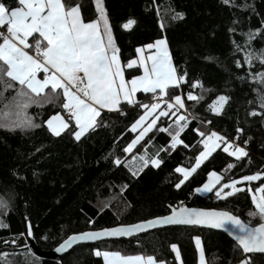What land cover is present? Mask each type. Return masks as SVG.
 <instances>
[{"label":"trees","instance_id":"trees-1","mask_svg":"<svg viewBox=\"0 0 264 264\" xmlns=\"http://www.w3.org/2000/svg\"><path fill=\"white\" fill-rule=\"evenodd\" d=\"M4 2L17 6V0ZM62 3L79 5L85 23L98 20L94 0ZM102 3L126 81L142 74L139 66L126 67L129 60L137 58L136 49L158 39L166 40L177 75L184 80L178 87L169 86L167 95L160 96L159 90L139 92L134 104L121 102L119 111L102 110L97 117L99 126L76 140L70 130L75 127L74 121L58 137L46 124L55 113L64 114L62 97L56 103H30L27 108H17L21 86L0 75V123L16 121L19 112V119H31L36 125L11 130L0 127V200L8 205L6 210L0 209L4 225L0 227V253L9 254V264H104L102 256L95 255L97 250L119 252L125 257L152 256L164 264H198L194 239L199 237L207 264H240L247 259L248 264H264V254H244L223 232L199 227L172 226L129 239L84 244L59 259L38 257L28 248L29 226L37 245L49 251L72 234L135 224L181 206L232 211L252 226L262 222L258 216L250 217L249 212L255 210L253 192L264 186V175L240 182L238 188L242 190L225 198H218L216 189L245 175L264 173V108L259 100L264 95L260 76L264 74V0H230L228 4L223 0ZM175 13H183V17L173 19ZM130 19L134 23L125 29L123 25ZM99 23L103 33V22ZM30 41L34 43L32 38ZM30 50L33 52V48ZM249 54L251 60L247 62ZM4 82L13 87L6 88ZM189 92L200 99L189 100ZM174 95L184 99L185 110L167 108V103L174 102ZM218 96L228 99L219 112H213L210 105ZM157 102L160 108L153 115L160 111L169 115L159 117L157 126L132 152L125 153L123 149L140 132L131 131V125L145 112L139 105ZM253 111L258 114L251 115ZM180 115L187 121L180 139L188 147L171 149L169 133L158 129L171 125L170 131H174ZM210 129L236 142L228 145L230 151L238 145L247 155L238 160L224 152L225 145L221 144L177 189L175 185L183 175L175 169L195 164L203 149L199 132L209 134ZM150 146L158 147L162 163L158 167L149 163L134 176L125 164ZM117 158L120 165L114 163ZM230 163L233 167L228 169ZM213 171L221 175V181L208 195H198L196 189ZM224 191L230 192L229 188ZM173 244L180 253L179 260Z\"/></svg>","mask_w":264,"mask_h":264},{"label":"snow or ice","instance_id":"snow-or-ice-1","mask_svg":"<svg viewBox=\"0 0 264 264\" xmlns=\"http://www.w3.org/2000/svg\"><path fill=\"white\" fill-rule=\"evenodd\" d=\"M223 2L228 4L230 0H223ZM94 3L96 11L99 13L98 20L85 23L81 17L80 6H67L62 3V0H17V6L6 5L4 0H0V29H6V31L0 30V75L8 77L10 81L18 82L21 86L17 91V108H27L30 103H56L60 101L61 97L63 98L60 107L66 112L68 119L66 120L60 112H57L46 121L48 130L57 137L66 129H70V124L74 121L75 127L70 130L75 139L80 140L89 130L99 126L100 122L97 117H100L102 110L119 111L122 100L128 104L136 103L134 97L140 89L145 93H155L159 90L160 96L167 95L166 89L169 86L178 87L184 80V76L177 75L172 64L166 40L158 39L154 44L150 43L144 46L149 50L155 49V52L147 57L140 56L139 64L144 69L143 75L126 81L118 56L119 49L115 45L102 0H94ZM182 17L183 13H175L173 19ZM100 21L103 22V33L100 30ZM133 23L134 21L130 19L123 27L127 29ZM30 37L34 44L29 43ZM32 48H34V55L25 51V49ZM144 48L138 47L136 52L143 53ZM250 60L251 54L246 56V61L250 62ZM261 62L264 63V58L261 59ZM136 63V60H129L126 67L132 68ZM239 64L240 62L237 61V66ZM41 72L43 79H39L37 76ZM260 76L261 82L264 83V74H260ZM4 83L6 88L13 87L12 83ZM195 86L194 84L193 87ZM45 89H49V91L46 92ZM25 97L26 99H24ZM188 99L198 100L200 98L189 92ZM227 99L226 96H218L213 105H210L211 110L219 112V108ZM171 100L174 102L167 103L168 109L178 111L184 108V102L180 95L172 96ZM259 100L261 108H264V95H261ZM217 102H219V106H217ZM139 106L143 107L145 112L131 125V131L136 132L138 128L142 130L123 149L125 153L132 152L133 148L157 126L159 117L169 115L168 111H160L158 115H153L160 108V102ZM171 114L175 116L176 112ZM250 114L257 115L258 113L253 111ZM150 116L152 117L151 121L144 126L145 120ZM17 117L16 121L0 123V127L11 130L36 126L31 119H19V112H17ZM175 123L174 131H170L171 125L158 130L169 133L171 149H175L178 145L188 147L180 139V133L187 125L186 117L177 116ZM237 131L242 130L238 129ZM199 135L202 137L200 143L203 145V151H200L196 156L195 164L191 168L177 167L175 169L176 172L183 175V178L175 185L177 189L196 172L197 168L212 155L216 148L220 147L218 141L225 144L223 151L229 156H234L239 160L247 155L245 149L238 145L230 151L228 145L231 142L216 132L209 134L199 132ZM158 155L159 153L156 154L157 157ZM132 161H138L140 165L137 170L129 169L134 176L138 175L139 171H143V168L149 163L153 167H158L162 163L158 158H149L146 154H141L138 157L133 155ZM114 163L120 165L121 160L117 158ZM125 166L127 167L128 164L126 163ZM232 167L231 163L227 165L228 169ZM261 175L264 173L245 175L241 177V180L253 181L259 179ZM208 177V182L202 188H197V192H210L221 181V175L214 171L209 172ZM237 183L238 181L231 180L222 184L220 188L216 189V196L225 198L241 191L242 189L236 187ZM226 188H230L232 191H224L223 189ZM256 192H264V186L257 188ZM252 203L255 210L250 211L249 216H258L262 221L255 227L249 226L240 217L227 211H205L181 206L178 209L172 208V214L169 216L135 225L71 235L56 250L64 251L76 241L81 240H96L103 236H131L134 232L157 224H199L224 229L234 237L245 253L253 250L264 252V195L259 197L253 195ZM7 207V202L0 200V209L6 210ZM2 226H4L3 222L0 221V227ZM27 234L32 235L30 226ZM195 240L197 249L200 251V264H206L200 238L196 237ZM12 243L15 244V241ZM171 248L176 252V259L179 260L180 253L177 246L173 244ZM8 255V253H0V264H9ZM95 255H102L105 264H157L152 256H148L146 259L141 256L125 258L121 257L119 252H101L99 250L95 252ZM160 264H164V262L160 261ZM241 264H245V262L242 261Z\"/></svg>","mask_w":264,"mask_h":264},{"label":"water","instance_id":"water-1","mask_svg":"<svg viewBox=\"0 0 264 264\" xmlns=\"http://www.w3.org/2000/svg\"><path fill=\"white\" fill-rule=\"evenodd\" d=\"M183 207H186V208H189V209H202V210H205V211H227V212H230L232 213L233 215H236L235 213H233L232 211H228V210H221V209H205V208H198V207H188V206H183ZM173 208H176V207H173ZM179 208V207H178ZM177 208V209H178ZM172 214V209L170 210V212L168 214H165V215H162V216H157V217H154V218H151V219H148V220H153V219H156V218H159V217H165V216H169ZM237 216V215H236ZM239 217V216H238ZM148 220H145V221H148ZM241 220H243L241 218ZM244 221V220H243ZM141 222H144V221H141ZM141 222H138V223H141ZM245 222V221H244ZM138 223H135V224H138ZM246 223V222H245ZM135 224H125V225H118V226H115V227H111V228H103V229H112V228H117V227H122V226H130V225H135ZM258 225V224H257ZM257 225H249L251 227H255ZM172 226H183V227H199V228H205V229H209V230H216V231H220V232H223L224 234H226L228 237H230L232 240L235 241V243L239 246L238 242L234 239V237L232 235H229L228 232H226L224 229H217V228H212L208 225H199V224H196V225H193V224H157V225H154L150 228H147V229H144L142 231H139V232H134L131 236H120V237H107V236H103L99 239H96V240H81V241H76L75 243L72 244V246L70 248H67L66 250L64 251H57L56 249L59 247V245L61 243H63L64 239L55 249H52V250H49V251H46V250H43L41 249L37 243L35 242L34 238L32 236H29L28 237V248L38 257H42V258H49V259H59L63 256H65L66 254H68L69 252H71L74 248L80 246V245H84V244H96V243H99V242H104V241H108V240H120V239H129V238H133V237H136V236H139V235H142V234H146V233H149L151 231H154V230H158V229H163V228H168V227H172ZM103 229H97V230H87V231H84V232H94V231H101ZM84 232H80V233H84ZM80 233H75V234H80ZM74 235V234H72ZM71 236V235H70ZM240 247V246H239ZM241 248V247H240ZM241 250L243 251V249L241 248ZM244 254H252V253H259V254H264V252L262 251H259V250H253L251 252H248V253H245L243 251Z\"/></svg>","mask_w":264,"mask_h":264},{"label":"rangeland","instance_id":"rangeland-1","mask_svg":"<svg viewBox=\"0 0 264 264\" xmlns=\"http://www.w3.org/2000/svg\"><path fill=\"white\" fill-rule=\"evenodd\" d=\"M168 51H169V49H168ZM155 52V49H151V50H149V49H147V50H144L143 51V53H141L140 54V56L141 55H143V56H145V57H147L148 55H151V54H153ZM170 53V52H169ZM140 56L137 58L138 59V61H139V58H140ZM119 60H120V57H119ZM121 62V61H120ZM141 69H142V67L140 66V64L138 65ZM123 73H124V70H123ZM162 99H163V97H161ZM183 100V99H182ZM183 102H184V100H183ZM169 103H171V102H169ZM185 108H186V106H185V103H184V108H181V109H179V110H185ZM61 115H63L64 117H65V115L64 114H62L61 113ZM151 117V116H150ZM150 117H148L146 120H145V122H144V126H146L147 125V123H149V118ZM65 119L67 120L68 118H66L65 117ZM142 129L141 128H138L137 129V131L136 132H138V131H141ZM63 133V132H62ZM217 143H219L220 145H221V143L218 141ZM136 147V146H135ZM134 147V148H135ZM217 149V148H216ZM232 150H234V148L232 149ZM231 150V151H232ZM201 151H203V149L201 150ZM157 153H159V149H158V147H156V146H150V147H148L147 149H146V151H144L142 154H146V156L147 157H149L150 158V155L152 156V157H156V158H158L157 156H156V154ZM141 155V154H140ZM139 155H137V157H138ZM205 161V160H204ZM203 161V162H204ZM127 164H128V166L131 168V169H133V170H137L138 169V167L140 166L139 165V162L138 161H132V159L131 160H129L128 162H127ZM218 174V173H217ZM218 175H220V174H218ZM208 179H209V177H208ZM208 182V180L205 182V183H207ZM240 182H243L242 180H239L238 181V183H237V185H236V187L238 188V184L240 183ZM204 183V184H205ZM203 184V185H204ZM203 185L201 186V187H199V188H202L203 187ZM216 187V186H215ZM215 187H214V189H215ZM213 189V190H214ZM212 190V191H213ZM224 190V189H223ZM212 191H210V192H212ZM229 191L231 192L232 190L229 188ZM210 192H197L198 194H203V193H205V195L207 194H209ZM253 195H255V196H257V197H259L260 195H261V192L260 193H258V192H253ZM244 262H245V264H248V259L247 260H244ZM241 264V263H240Z\"/></svg>","mask_w":264,"mask_h":264},{"label":"crops","instance_id":"crops-1","mask_svg":"<svg viewBox=\"0 0 264 264\" xmlns=\"http://www.w3.org/2000/svg\"><path fill=\"white\" fill-rule=\"evenodd\" d=\"M82 17V16H81ZM31 37L29 38V43L30 44H32L31 43ZM141 48H144V47H141ZM144 50H147L146 48H144ZM25 51H28L29 52V54H32V55H34V53L30 50V49H25ZM140 54L141 53H139L138 54V56H137V58L140 56ZM170 54V53H169ZM118 56H119V54H118ZM171 57V56H170ZM133 59V60H136L137 61V63L135 64V65H133V67H136V66H138L139 65V61H138V59ZM171 61H172V59H171ZM120 64H121V67H122V70H123V66H122V63L120 62ZM173 64V63H172ZM143 72H144V69L142 68V74L141 75H143ZM124 74V73H123ZM140 75V76H141ZM37 76H38V78L39 79H43V73L41 72V73H38L37 74ZM137 77V76H136ZM124 78H125V76H124ZM125 80H126V78H125ZM139 92H144L142 89H140V90H138L137 91V93L135 94V97H134V99H135V101L137 102V94L139 93ZM182 98V97H181ZM183 99V98H182ZM184 100V99H183ZM121 102H125V101H121ZM104 110H107V109H104ZM218 185V184H217ZM216 185V186H217ZM196 193H197V191H196ZM198 194V193H197ZM198 195H200V196H206L205 195V193H203V194H198ZM194 242H195V245H196V240L194 239ZM200 242H201V248H202V250H203V252H204V249H203V245H202V241H201V239H200ZM196 248H197V245H196ZM103 252H105V251H103ZM108 252V251H107ZM197 253H198V264H200V251L197 249ZM121 255V254H120ZM204 255H205V253H204ZM102 256V255H101ZM136 256H141V255H135V256H127V257H136ZM121 257H125V256H122L121 255ZM141 257H144V256H141ZM126 258V257H125ZM145 259L147 258V257H144ZM154 258V257H153ZM102 259H103V262H104V264H105V260H104V257L102 256ZM155 259V258H154ZM205 261H206V258H205ZM157 262V261H156ZM157 264H160V263H158L157 262ZM206 264H207V261H206Z\"/></svg>","mask_w":264,"mask_h":264},{"label":"built area","instance_id":"built-area-1","mask_svg":"<svg viewBox=\"0 0 264 264\" xmlns=\"http://www.w3.org/2000/svg\"><path fill=\"white\" fill-rule=\"evenodd\" d=\"M0 30H4V31H6V29H0ZM33 44H34V43H33ZM33 53L35 54V52H34V48H33ZM63 111H64V110H63ZM64 115H65L66 118H68V115L66 114L65 111H64ZM205 125H206L208 128H210V127H209V122H207ZM211 132H216V131L210 129L209 133H211ZM216 133L219 134L218 132H216ZM219 135H220L221 137H224L225 140L231 142L229 145H235V144H236V142H235L234 140L229 139V138L225 137L224 135H221V134H219ZM219 142H220V141H219ZM220 143H221V144H224L223 142H220ZM224 145H225V144H224Z\"/></svg>","mask_w":264,"mask_h":264}]
</instances>
